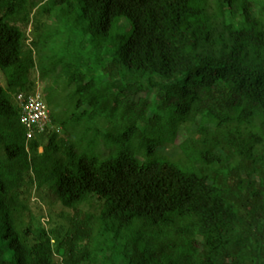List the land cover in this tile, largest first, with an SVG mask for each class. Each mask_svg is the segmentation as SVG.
<instances>
[{"label":"trees","instance_id":"16d2710c","mask_svg":"<svg viewBox=\"0 0 264 264\" xmlns=\"http://www.w3.org/2000/svg\"><path fill=\"white\" fill-rule=\"evenodd\" d=\"M0 71V264H264V0H0Z\"/></svg>","mask_w":264,"mask_h":264},{"label":"rangeland","instance_id":"374dc122","mask_svg":"<svg viewBox=\"0 0 264 264\" xmlns=\"http://www.w3.org/2000/svg\"><path fill=\"white\" fill-rule=\"evenodd\" d=\"M35 2H40L41 0H33ZM258 9L257 5H254L252 8V12L256 14ZM79 13V4L76 2V14ZM124 23L120 25V32H124V29L128 27L127 19H123ZM65 34L61 39L53 44V49H62V47L66 43V37L73 36L77 41L80 39L79 35L77 34L76 30L68 26L65 28ZM30 26L27 27L26 31L29 33ZM30 77L32 79L37 78V73L35 70L30 71ZM0 85H5L3 75L0 71ZM49 85L46 82L37 81L35 82V89L38 90L40 93L42 92L43 88ZM61 133V131H60ZM41 135L39 137L40 140H45V137ZM41 150V148H39ZM102 200L98 199L97 197L92 196L86 202L78 205V209H81L86 212H90L92 214H97L100 210L102 205ZM29 208L30 213L33 216L34 220H38L40 224L45 227L46 229L50 228H59L64 230L69 225V215L73 212L72 209L64 207L59 201H52L50 196L47 195V189H41L39 191H32L29 201ZM28 219L25 218V221Z\"/></svg>","mask_w":264,"mask_h":264},{"label":"built area","instance_id":"2783aa9c","mask_svg":"<svg viewBox=\"0 0 264 264\" xmlns=\"http://www.w3.org/2000/svg\"><path fill=\"white\" fill-rule=\"evenodd\" d=\"M15 100L19 106L20 122L26 129L27 140L43 133L49 122V110L38 90L17 92Z\"/></svg>","mask_w":264,"mask_h":264}]
</instances>
